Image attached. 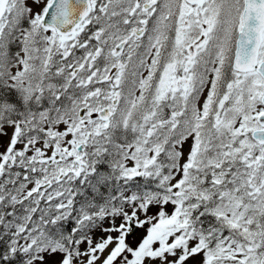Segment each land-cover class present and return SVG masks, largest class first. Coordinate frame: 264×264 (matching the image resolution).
Returning <instances> with one entry per match:
<instances>
[{
    "label": "snow or ice",
    "instance_id": "1",
    "mask_svg": "<svg viewBox=\"0 0 264 264\" xmlns=\"http://www.w3.org/2000/svg\"><path fill=\"white\" fill-rule=\"evenodd\" d=\"M0 264H264V0H0Z\"/></svg>",
    "mask_w": 264,
    "mask_h": 264
},
{
    "label": "rangeland",
    "instance_id": "2",
    "mask_svg": "<svg viewBox=\"0 0 264 264\" xmlns=\"http://www.w3.org/2000/svg\"><path fill=\"white\" fill-rule=\"evenodd\" d=\"M97 235H100V233H97Z\"/></svg>",
    "mask_w": 264,
    "mask_h": 264
}]
</instances>
